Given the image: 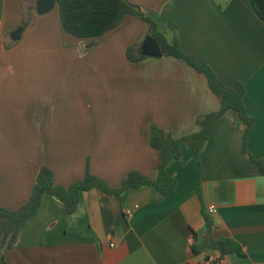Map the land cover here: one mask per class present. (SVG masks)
Masks as SVG:
<instances>
[{"label":"crops","instance_id":"crops-1","mask_svg":"<svg viewBox=\"0 0 264 264\" xmlns=\"http://www.w3.org/2000/svg\"><path fill=\"white\" fill-rule=\"evenodd\" d=\"M41 1L0 0V207L9 211L29 202L43 167L66 188L87 171L112 189L133 171L155 179L152 126L180 139L221 108L207 77L186 63L128 58L149 36L141 19L81 39L63 30L56 0L40 12ZM127 1L225 86L245 85L255 120L247 149L264 164V20L251 0ZM244 134L230 109L214 120L199 156L182 143L167 166L177 186L165 198L149 187L124 199L93 188L69 215L44 194L11 249L1 247L0 225V264H219L211 241L222 237L246 253L227 255L225 264H264V175L243 152Z\"/></svg>","mask_w":264,"mask_h":264},{"label":"trees","instance_id":"trees-1","mask_svg":"<svg viewBox=\"0 0 264 264\" xmlns=\"http://www.w3.org/2000/svg\"><path fill=\"white\" fill-rule=\"evenodd\" d=\"M56 2L63 30L81 39L101 38L118 28L128 17L141 19L148 27V35L159 43L163 56L174 57L207 77L211 90L220 99L221 108L217 112L200 116L197 119L200 131L180 139L174 138L168 130L156 125L152 126L151 146L158 151L159 156L155 179L133 171L123 179L120 188L112 189L106 182L87 171L84 180L73 183L66 188L55 185L52 171L48 167H43L33 188L32 196L26 205L17 211H9L0 207V225L3 229L1 247L11 249L15 245L26 222L38 212L42 197L46 193L57 197L69 215L76 211L81 192L93 188H99L110 195H119L122 199L130 192L142 187L152 188L159 198L169 196L175 191L177 182L168 172L167 166L172 160L181 157V144L186 143L193 153L199 156L201 149L209 140L214 120L230 109L238 113L245 125L244 154L247 155L249 162L264 175L263 162L255 158L247 149L248 135L255 120L248 114L244 103L246 89L243 83L237 82L233 87L225 86L210 66L200 63L195 56L187 54L177 38L169 41L165 34L159 30L154 18L146 15L140 8L127 0H56ZM251 3L257 15L264 20V0H251ZM127 55L132 62H140L147 57L142 53L135 55L134 47L128 49ZM198 174L200 177V170ZM198 194L201 195L200 183L198 184ZM204 218L207 230L210 232L211 221L205 212ZM211 246L220 253L219 264H225L223 260L229 254L235 253L240 257L246 256L242 246L230 238L222 237L212 240Z\"/></svg>","mask_w":264,"mask_h":264},{"label":"water","instance_id":"water-1","mask_svg":"<svg viewBox=\"0 0 264 264\" xmlns=\"http://www.w3.org/2000/svg\"><path fill=\"white\" fill-rule=\"evenodd\" d=\"M55 3V0H42L41 1V6H40V12L42 11H46L48 9V7H50L52 4ZM23 29L19 28L15 34L13 35V37L15 39L19 38L20 33ZM142 54L145 56H149V57H162L163 53L161 50V47L159 45V43L151 36H147L143 46H142Z\"/></svg>","mask_w":264,"mask_h":264},{"label":"built area","instance_id":"built-area-1","mask_svg":"<svg viewBox=\"0 0 264 264\" xmlns=\"http://www.w3.org/2000/svg\"><path fill=\"white\" fill-rule=\"evenodd\" d=\"M222 1H224V2H228V1H230V0H222ZM216 211H217V210H216V208H215L214 206H209L208 209H207V212H208L209 214H215ZM208 262H209V264L214 263V262H215V258H214V257H210L209 260H208Z\"/></svg>","mask_w":264,"mask_h":264},{"label":"rangeland","instance_id":"rangeland-1","mask_svg":"<svg viewBox=\"0 0 264 264\" xmlns=\"http://www.w3.org/2000/svg\"><path fill=\"white\" fill-rule=\"evenodd\" d=\"M56 10H58V5L56 6Z\"/></svg>","mask_w":264,"mask_h":264}]
</instances>
